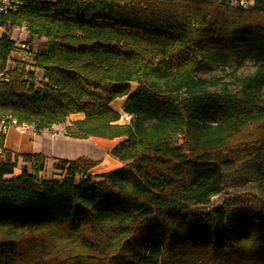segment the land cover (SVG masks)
<instances>
[{"label":"trees","instance_id":"16d2710c","mask_svg":"<svg viewBox=\"0 0 264 264\" xmlns=\"http://www.w3.org/2000/svg\"><path fill=\"white\" fill-rule=\"evenodd\" d=\"M0 26L46 39L29 53L36 80L0 35V124L83 113L69 138H121L110 153L128 161L91 174L98 161L59 158L61 177L41 178L46 156L13 157L0 131V264H264V0H22ZM244 53L256 69L235 92L198 75ZM237 163L257 193L211 206Z\"/></svg>","mask_w":264,"mask_h":264},{"label":"rangeland","instance_id":"374dc122","mask_svg":"<svg viewBox=\"0 0 264 264\" xmlns=\"http://www.w3.org/2000/svg\"><path fill=\"white\" fill-rule=\"evenodd\" d=\"M245 1L249 2V4L253 2V0ZM5 31L8 36L15 41L16 45L19 46L16 50L17 54L13 53L14 51L11 52V61H9V65H14L16 60L22 61L26 64L27 69L34 70L36 80H41V71L31 67L29 53L44 50L46 48V39L29 34L24 26L9 27L7 29L0 26V35ZM22 43L25 44L24 48L20 47ZM255 69L256 65L254 64L253 56L244 53L243 64L236 70L221 68L213 64H206L198 75L203 77H221L229 84L231 90L235 92L237 90V85L234 78L236 76L252 73ZM131 85L132 88H134L136 83H131ZM262 104H264V88L258 101V105ZM120 111H123V108L120 109ZM81 116L82 113H73L64 122L49 128L41 129V131L35 130L31 125H16L13 123L7 126L4 144L11 150L13 157L22 152H42L47 159L43 171L39 174L41 178L61 177L59 171L53 168V163L59 158L75 159L79 156H85L86 158L98 161L94 167L90 168L91 174H99L111 170L112 168L126 165L128 161L119 160L110 153L112 147L118 143V139L96 136L69 138L67 133L68 127L72 120ZM11 128L13 135L10 137L9 142H7V135ZM23 164V159L19 157L17 159V167L14 169V174L20 172V168ZM27 167L30 169L29 164H27ZM225 176L228 187L224 192L212 197L211 206H221L230 199L240 202L243 200L246 192L253 191V193H257L255 183L244 182L245 166L243 164L237 163V165L225 170ZM61 262V256L47 257L43 260V264H61Z\"/></svg>","mask_w":264,"mask_h":264},{"label":"built area","instance_id":"2783aa9c","mask_svg":"<svg viewBox=\"0 0 264 264\" xmlns=\"http://www.w3.org/2000/svg\"><path fill=\"white\" fill-rule=\"evenodd\" d=\"M230 1L231 3L240 4L244 7L249 5V2L245 0H230ZM21 3H22V0H0V12L7 13L9 11H14L19 7V5H21ZM24 45L25 44L22 43L20 44V47L24 48ZM120 115H121L120 121L124 123L130 122L132 118V114L128 112L120 111ZM13 123H15V121H13ZM0 131L4 133H6L7 131V126L3 124V121H1V124H0Z\"/></svg>","mask_w":264,"mask_h":264},{"label":"crops","instance_id":"0c3cea01","mask_svg":"<svg viewBox=\"0 0 264 264\" xmlns=\"http://www.w3.org/2000/svg\"><path fill=\"white\" fill-rule=\"evenodd\" d=\"M13 53L17 54L16 51H14ZM125 97V96H124ZM123 96L122 97H119V98H116L115 100H113L111 102V106L116 109L117 111L120 112V109L123 108V102H124V98ZM83 117V113H82V116ZM80 118V117H79ZM115 139H118V141L121 139V138H115Z\"/></svg>","mask_w":264,"mask_h":264},{"label":"bare ground","instance_id":"6f19581e","mask_svg":"<svg viewBox=\"0 0 264 264\" xmlns=\"http://www.w3.org/2000/svg\"><path fill=\"white\" fill-rule=\"evenodd\" d=\"M13 135V132H12V128L11 130L9 131L8 135H7V142H9L10 140V137ZM19 143H20V139H19Z\"/></svg>","mask_w":264,"mask_h":264}]
</instances>
